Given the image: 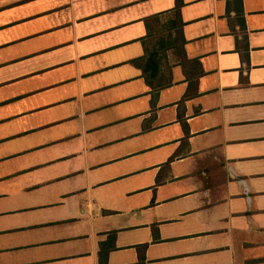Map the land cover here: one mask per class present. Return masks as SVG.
<instances>
[{
    "label": "crops",
    "instance_id": "crops-1",
    "mask_svg": "<svg viewBox=\"0 0 264 264\" xmlns=\"http://www.w3.org/2000/svg\"><path fill=\"white\" fill-rule=\"evenodd\" d=\"M0 264H264V0H0Z\"/></svg>",
    "mask_w": 264,
    "mask_h": 264
},
{
    "label": "trees",
    "instance_id": "trees-1",
    "mask_svg": "<svg viewBox=\"0 0 264 264\" xmlns=\"http://www.w3.org/2000/svg\"><path fill=\"white\" fill-rule=\"evenodd\" d=\"M161 45V44H160ZM154 46V44L152 45ZM161 47H163L161 45ZM164 48V47H163ZM164 54L160 52V47H152L150 52H146V55L132 59L131 62L142 68V73L144 75L145 81L154 87L162 86L159 79V58ZM154 83H157L154 85ZM105 257V253L100 251V259Z\"/></svg>",
    "mask_w": 264,
    "mask_h": 264
},
{
    "label": "rangeland",
    "instance_id": "rangeland-1",
    "mask_svg": "<svg viewBox=\"0 0 264 264\" xmlns=\"http://www.w3.org/2000/svg\"><path fill=\"white\" fill-rule=\"evenodd\" d=\"M154 41H155V39H154Z\"/></svg>",
    "mask_w": 264,
    "mask_h": 264
}]
</instances>
